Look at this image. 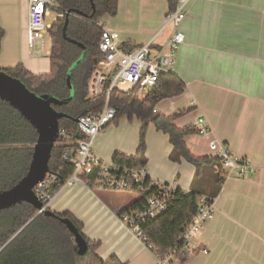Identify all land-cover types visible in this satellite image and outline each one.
Listing matches in <instances>:
<instances>
[{
  "label": "crops",
  "instance_id": "0c3cea01",
  "mask_svg": "<svg viewBox=\"0 0 264 264\" xmlns=\"http://www.w3.org/2000/svg\"><path fill=\"white\" fill-rule=\"evenodd\" d=\"M170 10L169 0H118L117 14L103 15L100 21L119 33L118 43L127 49L150 40L154 48H160L171 33V27L165 26ZM0 22L5 30L0 65L22 62L34 73L48 72L49 55H42L46 57L42 62L38 58L42 56H33L27 44L29 0H0ZM181 31L185 41L177 51L173 72L186 89L160 100L152 111L146 110L149 128H157V119L178 113L182 114L175 116L173 123L193 128L201 116L211 132L185 137L186 144L192 145L187 146L191 153L215 155L209 143L216 139L256 168L246 176L227 175L223 169L218 194L212 197L215 216L195 239L197 246L208 251H193L181 264H264V0H192ZM146 92L138 95L135 91L130 96L142 100ZM126 112L139 114L132 106ZM104 135L101 132L95 143V154L101 159L138 152L113 153L102 141ZM163 137L158 138L155 154H145L149 175L191 190L196 166L184 157L173 161V144L169 136ZM204 170L208 174L203 188L215 187V167L208 165ZM138 198L77 184L60 192L51 205L54 212L70 213L78 219L88 239L100 241L97 254L103 260L115 256L124 264H156L154 252L119 217L121 210ZM191 200L159 214L148 225L151 240L159 247H167V242L159 243L165 233L177 231V225L195 213Z\"/></svg>",
  "mask_w": 264,
  "mask_h": 264
},
{
  "label": "trees",
  "instance_id": "16d2710c",
  "mask_svg": "<svg viewBox=\"0 0 264 264\" xmlns=\"http://www.w3.org/2000/svg\"><path fill=\"white\" fill-rule=\"evenodd\" d=\"M171 9L174 8L176 0H169ZM54 12L64 13V18L52 23L48 30L51 41V53L49 55L50 68L48 72L34 73L22 62L13 68H2L7 73L20 79L30 90L37 94H52L60 99L69 97L70 90L67 86L66 77L71 64L82 53L81 48L67 41L63 36V28L68 18L67 35L71 39L82 42L87 47V54L83 62L75 69L72 75V83L75 88L74 99L65 105L54 106L57 110L68 116L60 119V128H65L69 133L75 135L77 123L75 118L89 114H97L103 107L106 92L99 96H91L90 84L94 73L99 68L102 53L99 41L102 33V25H99L103 15L115 16L118 12V0H94V8L91 0H56ZM71 11V13H69ZM81 11L83 15L74 13ZM5 30L0 22V51ZM132 49V48H131ZM137 88L129 92H123L116 88L111 93V104L118 109V115L126 112L129 106L138 109L139 117L145 122L146 110H153L157 102L164 98L173 97L185 92V82L174 72L163 73L156 84L147 90L142 100L130 96ZM178 113L175 116H179ZM173 117H161L156 120V125L170 137L173 144L171 158L180 161L184 157L193 163L196 175L189 194L180 188L172 205L164 212L167 213L182 201L192 199V210L197 211V197L205 194L215 197L218 194L222 181L223 168L221 161L216 155L197 156L191 153L185 141V137L195 130L192 127L179 128L174 123ZM36 129L28 120L8 102L0 99V190H5L15 185L28 171L33 146L37 140ZM65 144L56 143L52 150L49 162L51 172H56L63 182L73 171V164L63 160ZM144 145V133H142L141 145L135 155L116 153L113 161L121 164H140L146 166ZM208 165L215 167V187L203 188L202 183L206 181ZM206 185V183H204ZM144 197H139L128 210L142 205ZM122 211V210H121ZM37 214V209L30 203L22 202L11 208L0 211V264H124L113 256L103 260L97 254L100 241H92L83 233L82 223L70 213L63 216L69 217L85 237L88 250L84 255L78 253V247L73 234L60 219L47 214ZM186 221L177 225V231L164 234L159 243L163 246L173 244L176 236L182 231ZM181 225V226H180ZM177 233L172 239L173 234ZM151 242L157 246L155 242ZM190 252L181 250L180 262L187 260Z\"/></svg>",
  "mask_w": 264,
  "mask_h": 264
},
{
  "label": "built area",
  "instance_id": "2783aa9c",
  "mask_svg": "<svg viewBox=\"0 0 264 264\" xmlns=\"http://www.w3.org/2000/svg\"><path fill=\"white\" fill-rule=\"evenodd\" d=\"M192 0H176L175 6L167 15L165 26L171 27L170 36L163 47L154 48L153 40L145 42L134 49H127L118 43L119 33L105 28L101 21L102 33L99 48L102 59L91 80V96H99L106 92L102 109L97 114L80 116L75 135L65 128H60L56 143L65 144L63 160L73 164V171L61 182L58 173L49 171L45 178L35 188V195L42 203L37 214H44L57 195L65 188L84 184L91 188L133 191L139 197H144L142 205L122 210L120 219L130 230L151 249L156 256V264H181L180 251H202L207 248L196 245L195 239L201 234L205 225L214 218L216 207L214 198L200 194L198 209L183 226L172 245L167 247L155 246L151 242L148 225L157 215L164 213L174 202L176 192L180 188L175 182H164L149 175L145 165L121 164L113 160H103L93 152L97 136L118 115V109L111 104V93L118 88L129 92L133 88L148 90L153 87L161 74L173 72L177 60V51L185 41L181 24L188 15V6ZM56 0H29V23L27 44L33 56L50 55L51 50L45 51L44 35L52 24L46 22ZM64 18V13H56L53 22ZM49 36V35H48ZM193 128L195 133L206 136L211 127L203 117H198ZM210 147L219 157L222 168L227 175L235 172L246 176L256 171L255 166L246 158L236 155L228 144L214 139ZM191 148V144H187ZM186 194L185 191L180 188Z\"/></svg>",
  "mask_w": 264,
  "mask_h": 264
},
{
  "label": "water",
  "instance_id": "95a60500",
  "mask_svg": "<svg viewBox=\"0 0 264 264\" xmlns=\"http://www.w3.org/2000/svg\"><path fill=\"white\" fill-rule=\"evenodd\" d=\"M93 1L91 0L94 8ZM74 13L83 15L81 11H74ZM67 25L68 18L63 28L64 38L82 50L80 56L71 64L67 72L66 82L70 90L69 97L60 99L48 93L37 94L30 90L20 79L0 69V99L16 108L36 129L38 134L26 174L12 187L0 190V211L22 202L30 203L36 209L42 207V203L35 195L34 188L50 171L49 162L53 147L59 136L60 119L68 116L54 106L68 104L74 99L75 88L72 83V75L87 54V47L82 42L68 37ZM75 121L78 122L79 118H75ZM45 214L60 219L67 226L75 238L80 255H84L87 252L88 244L85 237L69 217L58 214L51 209L47 210Z\"/></svg>",
  "mask_w": 264,
  "mask_h": 264
},
{
  "label": "rangeland",
  "instance_id": "374dc122",
  "mask_svg": "<svg viewBox=\"0 0 264 264\" xmlns=\"http://www.w3.org/2000/svg\"><path fill=\"white\" fill-rule=\"evenodd\" d=\"M56 13H58V11L57 12L53 11L51 15L46 18V22L52 24L53 18L56 17ZM44 39H45V44H44L45 51L50 50L52 45L49 36L45 34ZM38 58L41 59V61L43 62V58L45 59L46 57L42 56ZM6 63L7 66L2 67L0 65V69L9 68V67L13 68L16 66V65L10 66L13 65L10 64L11 62H6ZM98 69H103V66L99 65ZM136 91L138 95H142L144 92H146V90L140 88L136 89ZM147 122L148 121L144 122L143 119H141L139 115L136 113L123 112L119 115L116 121H112L102 130V133L105 134L104 137L102 138V141L104 142L105 145L112 148L113 153L115 151H119L124 153L135 154L141 145L142 133H144V145H145L144 152L146 155L147 153L148 155H153L159 149L158 138H161L163 140L164 138L163 135L167 136V138H169L168 137L169 135L165 133L162 129H159L157 125H156L157 128H149ZM159 130H161L163 133L162 132L160 133ZM97 145L98 142L96 146L94 144L93 147L94 153L96 152ZM108 190L111 192H115L122 197L138 196V194L133 191H127V190L118 191L112 189H108ZM52 205L50 207L51 210L53 209Z\"/></svg>",
  "mask_w": 264,
  "mask_h": 264
}]
</instances>
